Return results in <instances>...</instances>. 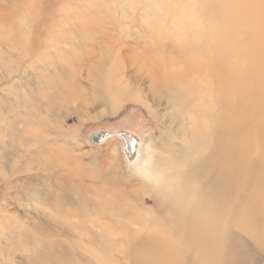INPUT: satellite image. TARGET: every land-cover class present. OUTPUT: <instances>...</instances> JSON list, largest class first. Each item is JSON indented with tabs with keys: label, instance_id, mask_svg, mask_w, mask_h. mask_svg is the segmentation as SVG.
<instances>
[{
	"label": "rangeland",
	"instance_id": "obj_1",
	"mask_svg": "<svg viewBox=\"0 0 264 264\" xmlns=\"http://www.w3.org/2000/svg\"><path fill=\"white\" fill-rule=\"evenodd\" d=\"M80 1L0 0V264H264V0H200L204 9L191 13L166 0L171 16L158 10L164 0ZM188 28L219 46L223 81L237 68L246 75L237 91L253 87L250 106L239 107L236 121L223 113L208 151L197 153L179 141L182 132L190 139L192 100L179 93L173 101L154 88V66H140L144 40L185 38ZM53 41L66 45V57ZM214 60L206 57L196 83L209 82ZM232 92L223 87L221 95ZM99 133L107 136L92 143ZM124 134L145 149L141 158L153 151L182 161L184 171L219 144L207 157L229 174V195L214 226L188 234L169 216L151 182L133 172L138 154L126 153Z\"/></svg>",
	"mask_w": 264,
	"mask_h": 264
},
{
	"label": "bare ground",
	"instance_id": "obj_2",
	"mask_svg": "<svg viewBox=\"0 0 264 264\" xmlns=\"http://www.w3.org/2000/svg\"><path fill=\"white\" fill-rule=\"evenodd\" d=\"M87 1L85 3H87ZM111 1H113V0H111ZM164 1L166 2V0H164ZM171 1H173L175 4L176 0H171ZM178 1L185 4L187 7V10L188 11L190 10V13L197 7H201L200 8L201 11L204 9L203 5L201 4L202 2L200 0H178ZM211 1H214V0H211ZM68 2H69V0H68ZM81 2L83 3V0L80 1V3ZM97 2H98V4H100L101 1L99 0ZM97 2H95V1H93L91 3L89 2V5L93 8L97 7V9H98ZM107 2H104V4L106 3L107 5H109V1H107ZM133 2H134V0H133ZM135 2H136V0H135ZM137 2H138V0H137ZM143 2H145V0ZM147 2H149V0ZM154 2H155V0H154ZM119 3H121V2H119ZM160 3H161V1H160ZM166 3H165L166 4L165 9H164L163 5L161 7L160 6H158V7L156 6V7H157V9L160 7L158 10L161 9L162 12L165 11L168 14L171 12L170 14L172 15V10H170L169 7L174 6V4L171 5V3H169V1H167ZM207 3L211 4L210 2H207ZM84 4H82L83 8L86 7V6H84ZM102 4H101V6H102ZM140 4H141V1H140ZM149 4H151V3H149ZM158 4L159 3H156L154 5H158ZM161 4H163V0H162ZM161 4H159V5H161ZM168 4H170V5L167 7ZM105 5L103 7H105ZM145 5H147L146 2L143 6L145 7ZM154 5L152 3V6H154ZM149 6H150L149 9H151V5H149ZM175 6L180 7L177 4ZM212 6H214V5L212 4L211 7ZM177 7H176V9H177ZM186 7H185V9H186ZM81 8H82V6H81ZM86 8H89V7H86ZM101 8H100V10H101ZM174 8H172V9L176 10ZM93 11H95V10H93ZM103 11L101 10V12H103ZM147 11H148V9H147ZM151 11L152 12H150V10H149L150 13H154L153 9H151ZM87 12H88V10H87ZM103 14H104V12H103ZM146 14H147V12H146ZM158 14H156V15L154 14L155 15L154 17H156ZM175 15H177V14H175ZM101 17L102 16L100 15V18ZM173 17H175L174 18L175 20L177 19L176 16H173ZM178 18H180V17L178 16ZM74 22L75 21H73V23ZM193 22H194V20H193ZM204 22H205V19H200V20H197L196 22H194V24L197 23L198 25H201V24H204ZM95 24H97V22ZM100 24H102V23H100ZM186 24H189V23H186ZM90 25H92V24H90ZM175 26H177V24ZM99 27H101V25H99ZM185 31L187 32V33L185 32L187 34V36H185V38H181V39L178 38L176 40L167 39V38H160V39L155 38V42L152 43V41L145 38L146 40H144L145 41L144 42V48L142 50V56H144V57L141 58L144 60L140 62V66L144 67V68L148 67V69L151 67V65L154 66L155 70H153L152 74H151V79H152V82L154 84V88L156 87L158 89H161L162 93L165 90V92H167L168 96L173 101L179 102L178 98H179V95H181L179 93H182L185 97H188V100L189 99L192 100L191 102H193L195 107H194V110L193 109L191 110V111H193L191 113V116L194 118V120L191 119L193 121L192 123L190 121V124H191L190 139H185V134L182 132L181 137H179V141L185 145H188V148L190 149L191 152L197 153V152H199V150L201 148H202V150H204V149L207 150L208 144H209V143L207 144V142H209V138L212 139V137H214L215 135L218 134V129H217L218 120H219L220 116L223 115V113H225V112H227V114L229 113L228 115L233 117L232 120L236 121V116L239 117V114H240V112L237 111L239 109V107H242V105H244V104L249 105L248 104L249 102L251 103V101H250L252 99L251 90L253 89V87H252V89H250V91H248L245 94H241L242 91L241 92L237 91V85H238V82L240 81L239 79H241V77H242L241 76L242 74L244 75L243 77H245V80H246V75L244 74L245 71H242V72L239 71L238 72L237 68H235L233 70L231 69L228 71V74H227V76L229 77L228 82L223 81V78L221 79V76L219 74L220 73L219 70L215 69L216 67H218L215 64L220 61V57H218V51L220 48L216 44V42H212L210 44V42H208V41L211 39L208 40L207 38H206L207 42H205L206 40L202 41L201 40L202 34H200V36L197 37V35L195 33L191 32L189 28L186 29ZM66 33H68V32H66ZM68 34H70V33H68ZM85 34L86 33H84V36H85ZM82 35H83V33H82ZM80 37L82 38L83 36L80 35ZM76 38L74 37V39H73L74 42L79 41ZM85 38H86V36H85ZM57 39H56V41H57ZM45 40H47V39H45ZM58 41H59V39H58ZM100 41L103 42V40H99V42ZM106 41H108V40H106ZM110 41H112V40H110ZM211 41H213V40H211ZM57 42L56 43L54 42V45L56 47L52 44L54 46L53 48L55 49L56 53L58 52L61 56L65 55L64 53L67 52V49H65L66 45H64L65 47L59 45L60 48H58V51H57V46H58ZM68 42H70V41H68ZM85 42H88V41L86 40ZM167 42H170L171 44L168 45ZM82 43L83 42L81 41V44ZM110 43H112V42H110ZM61 44H62V41H61ZM37 45H38V42H37ZM79 46L81 47L80 44H79ZM31 47L30 48L26 47L27 49L29 48L28 50L26 49V53H27V51L29 53L32 52L30 50ZM83 47H81V49H83ZM69 48H70V46H69ZM75 48L78 50V47H75ZM73 49H74V47H73ZM77 50H76V52H77ZM83 50H85V49H83ZM74 52H75V49H74ZM79 52H80V50H79ZM120 52H121V50L118 51V53H120ZM170 52L173 53L174 56H171V58L167 59L165 57V55L167 53H170ZM34 53H35V51H34ZM48 53L49 52L47 51V55H48ZM71 53H72V51H71ZM59 54H58V56H59ZM209 54H210V56L212 55L215 58L213 65L210 67L211 69L209 70V76H208V77H212L211 78L212 82L210 81L211 80L210 79L209 82H207V80H203V81L200 80V82L196 83V80L199 81V79H200L199 78L200 72L205 71L207 69V65L205 64V59ZM24 55L27 57V54H24ZM121 55H123V54L121 53ZM35 56L33 58H35ZM70 56H71V54H70ZM26 57H25V59H26ZM43 57H44V54H43ZM65 57H66V55H65ZM79 57H81V56H79ZM88 57H91V56H88V54H87V58ZM48 58H50V57H48ZM61 59L63 60V58H61ZM69 59L70 58H68V61H69ZM72 59L74 60V58H72ZM22 60H24V58H22ZM42 62H44V61H42ZM64 64L67 65L66 63H64ZM258 69H259V67L255 68L253 72L255 73V71ZM66 76H68V75H66ZM206 76H207V74L205 75V77ZM243 77H242V79H243ZM226 84H228V86ZM223 87L232 89V91H234V93L232 92L233 97H231V99L224 98L221 95V91H222ZM243 93H244V91H243ZM168 96H167V98H168ZM184 102H185V99H184ZM173 104H172V106L176 105V103L174 105ZM187 104L188 103H186V106H187ZM193 104H191V105L193 106ZM188 109H190V108H188ZM239 110H241V108ZM249 110H250V107H249ZM177 118H178V120H180L181 117L179 118V116H178ZM175 119H176V117H175ZM229 119H230V117H229ZM199 120H201V121H204V120L208 121L209 120L211 122L208 125L207 124H200ZM176 121H177V119H176ZM239 123H241V120L239 121ZM106 136H107V134H106ZM121 140L125 143L127 154H132V157L135 154H138V158L136 157L137 162L132 165L133 172L136 174H139L140 177L141 176L145 177V180L143 179L144 181H142L143 184L146 182V180L151 182L152 185H150L149 190H151V191L155 192V194L159 195V197L161 199L162 206L164 208L166 207V209L169 211V216L172 219H174V220L176 219V222L180 221L183 225H185L184 227H185L186 233H188V234L194 233V235L196 233V235H197V232H200L203 228L206 227V225H208L210 227L215 225L216 216H217L219 210L221 209L222 204L227 200L228 195H229L228 180L230 178L229 174L222 168V165H219L218 163L215 164V162H209L210 160L207 157V156L210 157L214 153L218 152V148H219L218 143L219 142L216 141L218 145L217 144H216L217 146L214 145L215 149L212 146L213 150L211 151V154L209 153V155H207V156H205V154L202 155L203 158L200 160L199 163L197 162L198 164L192 165L191 169H188L189 171H187V170L184 171V169H183L184 164H182V161H178L172 157L171 158L170 157L164 158L160 155H157L153 151L150 153V155L144 154V156L141 158L140 155H141V153L142 154L144 153L145 149L143 147L138 148L137 141H135L131 136L125 135V134L121 135ZM107 141L113 142L114 145H117L116 143H118V141H116L114 138H110ZM250 147H251V145L249 146V148ZM203 152H205V151H203ZM188 153H190V152H188ZM184 158H185V156H184ZM188 159H189V157H188ZM260 160L261 161L264 160L263 157ZM263 163H261V164H263ZM185 165H187V164H185ZM164 167H167V172L161 171V169ZM204 171L206 173H204ZM231 173L234 174L233 171L230 172V174ZM234 182H235V180H234ZM192 184H195L196 187L193 188ZM192 197H193V199H191ZM157 199H159V198H157ZM250 203H252V202H250ZM257 207L258 206L252 207L251 219H253L255 217L253 213H255V211H254L255 209L257 211ZM245 211L246 210L243 211V214ZM255 214H257V213H255ZM246 215H248V214L246 213ZM216 225H217V223H216ZM212 230H214V229H212ZM205 232H206V229H205ZM202 234H203V232H202ZM153 235H155V234H153ZM147 236H149V235H147ZM187 237H190V236H187ZM94 241H96V240L92 239V242H94ZM71 242L74 244L80 245L79 240H71ZM150 243H151V241H150ZM158 243L160 244V242H158ZM48 246H49V248L53 249L55 244L50 243ZM161 246L163 247V245H161ZM154 251H156V250H154ZM47 253L49 255H52L51 252H47ZM221 261H223V260H221Z\"/></svg>",
	"mask_w": 264,
	"mask_h": 264
},
{
	"label": "water",
	"instance_id": "obj_3",
	"mask_svg": "<svg viewBox=\"0 0 264 264\" xmlns=\"http://www.w3.org/2000/svg\"><path fill=\"white\" fill-rule=\"evenodd\" d=\"M105 137H106V133H99L97 135H93L91 138V142L94 144L100 143L102 139H104Z\"/></svg>",
	"mask_w": 264,
	"mask_h": 264
}]
</instances>
